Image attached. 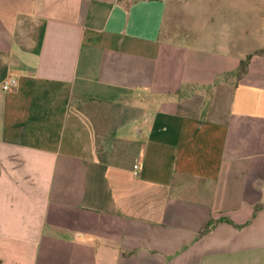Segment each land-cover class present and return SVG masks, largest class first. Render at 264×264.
Here are the masks:
<instances>
[{
  "label": "crops",
  "instance_id": "obj_1",
  "mask_svg": "<svg viewBox=\"0 0 264 264\" xmlns=\"http://www.w3.org/2000/svg\"><path fill=\"white\" fill-rule=\"evenodd\" d=\"M252 18L264 0H0V264H264Z\"/></svg>",
  "mask_w": 264,
  "mask_h": 264
},
{
  "label": "rangeland",
  "instance_id": "obj_2",
  "mask_svg": "<svg viewBox=\"0 0 264 264\" xmlns=\"http://www.w3.org/2000/svg\"><path fill=\"white\" fill-rule=\"evenodd\" d=\"M182 6L181 8H179L180 11V16L177 19V29L179 32H184L187 30H190V25L191 22H189L187 19V17L185 18L182 12ZM236 8H234L235 10ZM239 6L238 9H236V11H239ZM246 10V9H243ZM251 12L254 14H257V12ZM247 15L246 13H244V15H242L241 17ZM250 15V14H249ZM252 16V15H250ZM251 18V17H250ZM221 29L219 28L218 25H216V27H209L205 29L204 33L201 32L202 34H204V36H208L210 35V33H218L220 32ZM262 34H264V20L261 19H254L252 18V20L248 21L246 20L245 22H241L240 20L238 21H234V44H239V49H242L243 47H252L253 46V42L257 41L259 38H261ZM208 38H211L210 36ZM238 42V43H236Z\"/></svg>",
  "mask_w": 264,
  "mask_h": 264
},
{
  "label": "built area",
  "instance_id": "obj_3",
  "mask_svg": "<svg viewBox=\"0 0 264 264\" xmlns=\"http://www.w3.org/2000/svg\"><path fill=\"white\" fill-rule=\"evenodd\" d=\"M16 85V80H13V79H10V80H7L4 85H3V89L4 90H10L12 87H14ZM139 169V165L138 164H135L134 165V170H135V173L138 171Z\"/></svg>",
  "mask_w": 264,
  "mask_h": 264
},
{
  "label": "trees",
  "instance_id": "obj_4",
  "mask_svg": "<svg viewBox=\"0 0 264 264\" xmlns=\"http://www.w3.org/2000/svg\"><path fill=\"white\" fill-rule=\"evenodd\" d=\"M249 60H250V56H247L246 59L242 60L241 64H240V67L238 69V73L241 75V74H244L246 71H247V68H248V64H249Z\"/></svg>",
  "mask_w": 264,
  "mask_h": 264
}]
</instances>
